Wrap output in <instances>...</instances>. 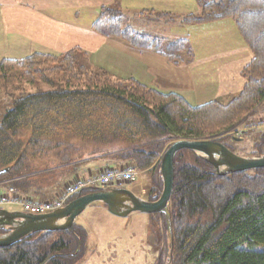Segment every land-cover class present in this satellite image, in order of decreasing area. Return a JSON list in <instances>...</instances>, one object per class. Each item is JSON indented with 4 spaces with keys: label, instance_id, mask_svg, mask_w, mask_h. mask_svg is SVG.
Segmentation results:
<instances>
[{
    "label": "trees",
    "instance_id": "trees-1",
    "mask_svg": "<svg viewBox=\"0 0 264 264\" xmlns=\"http://www.w3.org/2000/svg\"><path fill=\"white\" fill-rule=\"evenodd\" d=\"M157 15L172 20L169 13ZM216 18L234 19L252 54L241 71L242 90L225 103L194 106L135 78L89 71L79 62L84 52L76 48L1 60L0 90L11 97L13 107L0 120V183L24 196H53L60 181L44 190L35 186V176H63L82 160L113 155L139 171L153 170V200L162 189L160 157L170 141L216 138L233 151L222 136L255 114L264 101V0L212 1L182 22ZM127 23L118 6H103L92 30L136 49L153 50L174 64L183 62V52L192 57L187 40L150 36ZM263 139L255 145L264 144ZM169 218L170 240L162 219L155 264H264V168L217 175L207 161L179 151ZM86 240L85 228L77 224L64 231L33 233L0 247V264H77L86 252Z\"/></svg>",
    "mask_w": 264,
    "mask_h": 264
},
{
    "label": "crops",
    "instance_id": "crops-1",
    "mask_svg": "<svg viewBox=\"0 0 264 264\" xmlns=\"http://www.w3.org/2000/svg\"><path fill=\"white\" fill-rule=\"evenodd\" d=\"M212 1L227 0H0V61L78 48L92 65L117 78H135L161 92L176 93L190 104L193 99L225 103L242 90L241 71L252 54L232 18L182 23L183 17L200 14ZM103 6H118L127 24L139 28L137 32L168 41L187 40L192 57L183 52V62L174 64L153 50L136 49L118 37L94 32L92 24ZM158 13H169L172 20L158 19ZM122 163L113 155L82 160L70 168L64 186L75 175H94L106 165ZM4 186L0 183V191L6 190Z\"/></svg>",
    "mask_w": 264,
    "mask_h": 264
},
{
    "label": "rangeland",
    "instance_id": "rangeland-1",
    "mask_svg": "<svg viewBox=\"0 0 264 264\" xmlns=\"http://www.w3.org/2000/svg\"><path fill=\"white\" fill-rule=\"evenodd\" d=\"M177 25L179 26V24ZM137 29L139 28H134V30L136 31ZM168 29L173 31L171 25L168 26ZM79 50H80V54L84 52V51L81 52L82 51L81 49ZM79 62L82 63L85 69H88L89 71L90 70L102 71L114 78H117L111 73H109V71L106 70L105 68L92 65L88 60L86 52H84L82 56L79 55ZM117 79H121V78H117ZM122 80H126V79L122 78ZM45 89H47V87H45ZM196 97H199V95H196ZM191 102L197 105V103L202 104L205 101H199V99H193V101ZM12 107H13V100L11 99V97L6 95L0 90V120L3 117L4 113L8 109H11ZM263 113H264V101H262L260 106L257 108V112L255 114L250 115L245 121L238 123L229 132L225 133L222 136V141L229 144L232 147L233 152L239 155H252V154L264 153V144H261L260 146L255 145V141L260 143L261 142L260 138L261 139L264 138L263 129H258V130L250 129L246 132H241L236 136H231L230 134L231 131L232 132L234 131L233 133H236L237 130L240 129L243 130L248 122H250L251 120H256V118L261 117ZM231 137H234V139H232ZM237 139H239L238 142L235 141ZM172 141H170L169 144ZM127 166L134 167L137 173L136 179L132 182L120 184L121 187L128 188L138 196L149 199V189H150L149 187L152 181L151 174H153V170L146 169L139 171L130 162L129 163L123 162L122 166H117V167L123 168ZM104 167H113V165H106ZM69 172H70L69 170L63 171L62 172L63 176H61V174L59 175L47 174V175L35 176L34 181L35 179L38 181V183L37 181L35 182L36 183L35 186L39 187L38 186L39 184L40 186H43L45 190L50 186H53L54 184L56 186V184L59 183L60 181L59 185L54 190L57 191V189L59 190V188L64 186L65 181L67 180V174ZM33 174L34 173H32V175ZM2 184H4L5 186L7 185L6 183H2ZM54 195L53 196L49 195L48 197L45 196L41 198L34 197V199L41 201L52 198L54 197ZM152 196H156V195L153 194ZM2 208L7 209L9 211L22 210L21 207L18 205H5ZM157 215L155 213L154 214L134 213L128 217H118L108 212L105 205L101 203H92L88 205L77 216L75 221V224L84 227L87 233V240H86L87 249L85 254L82 255L81 260L77 264H155L158 258V254L161 251V244H160L161 236L159 231H160L161 221L162 219L164 220V217H161L158 222ZM164 233H165L164 236H166L167 239L166 230H164Z\"/></svg>",
    "mask_w": 264,
    "mask_h": 264
},
{
    "label": "water",
    "instance_id": "water-1",
    "mask_svg": "<svg viewBox=\"0 0 264 264\" xmlns=\"http://www.w3.org/2000/svg\"><path fill=\"white\" fill-rule=\"evenodd\" d=\"M181 150H188L207 161L217 175H229L264 168V153L239 155L216 139H176L163 151L159 171L162 189L159 196L149 200L121 186L98 187L80 194L65 206L53 211L33 214L0 208V247L20 242L37 232H57L70 229L77 216L90 204L101 203L108 212L118 217L134 213L158 214L166 222V235L170 240L169 202L173 191L174 158ZM4 170L0 171L2 174Z\"/></svg>",
    "mask_w": 264,
    "mask_h": 264
},
{
    "label": "built area",
    "instance_id": "built-area-1",
    "mask_svg": "<svg viewBox=\"0 0 264 264\" xmlns=\"http://www.w3.org/2000/svg\"><path fill=\"white\" fill-rule=\"evenodd\" d=\"M264 130V113L256 120L248 122L244 129L230 132L236 136L248 130ZM136 170L132 166L127 167H103L94 175H75L69 179L66 185L55 194L54 197L46 200H36L33 197L24 196L18 193L14 186H7L5 191H0V207L5 205H18L23 211L33 214H42L61 208L73 197L83 190L94 187L119 186L122 183L132 182L136 179Z\"/></svg>",
    "mask_w": 264,
    "mask_h": 264
},
{
    "label": "flooded vegetation",
    "instance_id": "flooded-vegetation-1",
    "mask_svg": "<svg viewBox=\"0 0 264 264\" xmlns=\"http://www.w3.org/2000/svg\"><path fill=\"white\" fill-rule=\"evenodd\" d=\"M239 139L235 140V141H238ZM234 141V140H233ZM148 199V198H147Z\"/></svg>",
    "mask_w": 264,
    "mask_h": 264
}]
</instances>
